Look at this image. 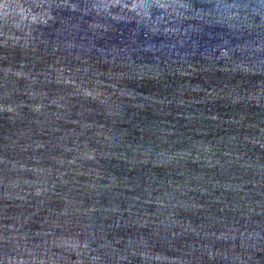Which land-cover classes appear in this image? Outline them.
I'll return each instance as SVG.
<instances>
[{
  "label": "water",
  "instance_id": "1",
  "mask_svg": "<svg viewBox=\"0 0 264 264\" xmlns=\"http://www.w3.org/2000/svg\"><path fill=\"white\" fill-rule=\"evenodd\" d=\"M0 264H264V0H0Z\"/></svg>",
  "mask_w": 264,
  "mask_h": 264
}]
</instances>
